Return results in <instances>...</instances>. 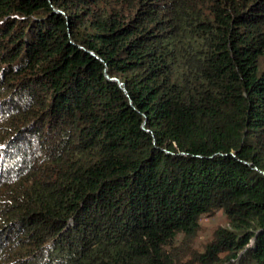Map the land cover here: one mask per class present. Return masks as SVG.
Returning <instances> with one entry per match:
<instances>
[{"label":"trees","instance_id":"trees-1","mask_svg":"<svg viewBox=\"0 0 264 264\" xmlns=\"http://www.w3.org/2000/svg\"><path fill=\"white\" fill-rule=\"evenodd\" d=\"M1 145L0 264H264V0H0Z\"/></svg>","mask_w":264,"mask_h":264},{"label":"rangeland","instance_id":"rangeland-1","mask_svg":"<svg viewBox=\"0 0 264 264\" xmlns=\"http://www.w3.org/2000/svg\"><path fill=\"white\" fill-rule=\"evenodd\" d=\"M39 125H43V124H39ZM225 224H226V216L221 211L216 212L212 216H203L200 220V230L195 239V245L200 246L205 240L210 238L212 231L216 227Z\"/></svg>","mask_w":264,"mask_h":264},{"label":"clouds","instance_id":"clouds-1","mask_svg":"<svg viewBox=\"0 0 264 264\" xmlns=\"http://www.w3.org/2000/svg\"><path fill=\"white\" fill-rule=\"evenodd\" d=\"M2 154H3V145L0 146V158H1Z\"/></svg>","mask_w":264,"mask_h":264},{"label":"water","instance_id":"water-1","mask_svg":"<svg viewBox=\"0 0 264 264\" xmlns=\"http://www.w3.org/2000/svg\"><path fill=\"white\" fill-rule=\"evenodd\" d=\"M113 80H115V79H113ZM119 83V85H121L122 83L121 82H118Z\"/></svg>","mask_w":264,"mask_h":264}]
</instances>
